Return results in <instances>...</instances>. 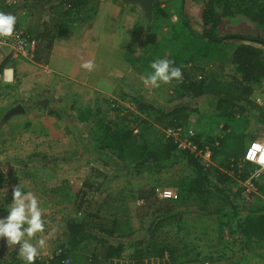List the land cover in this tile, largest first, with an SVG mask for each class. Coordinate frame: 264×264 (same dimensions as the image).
I'll return each mask as SVG.
<instances>
[{"label":"trees","instance_id":"16d2710c","mask_svg":"<svg viewBox=\"0 0 264 264\" xmlns=\"http://www.w3.org/2000/svg\"><path fill=\"white\" fill-rule=\"evenodd\" d=\"M39 1L32 0L15 10L0 11L17 12L26 8L37 14L35 7L40 4ZM194 1L203 3L202 33H198L192 25L186 0H181L180 27L171 22L161 1L157 0L153 5L152 20H147L142 28L137 27L135 30L139 33L142 31L143 36L135 35L133 38V42L139 44L138 49L141 46L152 51L151 61L164 58L166 54V58L182 67L183 80L173 81L181 101L172 106H161L136 96L133 98L135 110L126 108L116 122L103 125L95 142L82 138L81 152L92 153L115 173L141 175L183 168L189 175L183 176L178 182L177 197L158 207L147 227L137 231L121 210L110 217L87 211L84 206L85 191L90 190L92 185L85 180L75 203L79 211L86 212L80 219L67 221L66 241L51 256H41L36 264H67L76 253L93 247L98 248L101 254L92 251L87 264H124L122 259L126 246L134 248L126 264H181L196 260H181L178 247L159 235L165 227L179 225L183 216L190 212L185 208L190 202L197 203L194 211L218 219L220 233L226 216L245 212L239 224L240 232L248 241L264 242V200L255 192L247 193L246 188L239 183L249 178L250 169L257 168L255 163L245 159L249 148L247 131H240L228 122L236 116L247 115V111L255 105L251 96L256 86L264 80V39L251 35L221 34L219 30L224 17L237 14L244 15L264 28V0ZM87 4L88 0H58L53 7L59 12L54 14L51 11L52 15L48 16V21L53 24L50 26L44 21L46 24L41 30H29L38 41L47 40L46 49H50L54 39L68 34L70 24L78 21ZM231 40L239 42L231 59L238 76L223 82L214 75H196L193 64L213 58L221 46ZM205 97H211L216 102V124L213 123L216 126L220 124V130L214 134L197 126L192 139L201 148H211L215 165H205L190 150L180 148L174 139L165 137L158 127L191 125L192 114H199L193 104ZM73 103L66 101L60 107H47V111L58 117L65 114L70 117V111L83 109L73 107ZM255 106L258 107L257 104ZM85 111L78 113V119L92 125L94 114L88 115ZM223 120L227 122L222 123ZM136 127L139 128L138 132H135ZM65 157L64 160L68 159ZM103 176L108 179L107 174ZM7 183L0 172V185ZM214 195L221 197L222 204H212ZM6 214V209L0 208V215ZM0 264H23L17 258L16 247L9 249L0 242Z\"/></svg>","mask_w":264,"mask_h":264},{"label":"rangeland","instance_id":"374dc122","mask_svg":"<svg viewBox=\"0 0 264 264\" xmlns=\"http://www.w3.org/2000/svg\"><path fill=\"white\" fill-rule=\"evenodd\" d=\"M159 1L167 11L171 22L180 27L182 24L181 0ZM39 2L40 5L38 6H41V9L37 13H40V18L45 17V21L51 26L53 22L48 21V16L59 12L53 7L58 0H40ZM186 6L193 27L198 33H202L200 6H203V3L200 5V2L186 0ZM16 11L9 13L17 17V22L20 25L34 29L41 26L37 14L31 13L26 8ZM51 11L52 13H50ZM80 16L77 22L70 24V29H101L109 35L111 43L115 42V47H109L105 44L101 48L99 56L102 59L99 62V67L89 72L86 79L84 78L82 82L70 79L74 84V93L77 92V85L80 86L81 92L78 98L68 101L74 102L73 107L83 108L78 111L75 110V113L78 115V113L87 110L88 115L94 114L92 125H88L87 121L82 122L83 132L80 137L89 142H95L103 125L116 122L126 111V108H134L133 98L136 96L146 98L161 106H172L181 101L175 82L162 84L159 88H152L151 85L143 83V77L151 71L152 51H147L141 46L138 49L139 44L133 42L135 35L140 36L142 34L143 36L142 31L139 33L135 30L137 27L138 29L139 27L142 28L147 21V16L139 4L131 3L128 0H88V4ZM175 16L177 18L174 19ZM219 30L221 34L251 35L264 39V28H260L242 14L224 17ZM44 41L43 49L47 52L46 44L48 41ZM238 44L237 40H231L223 44L213 58L195 62L193 67H196V75H214L223 82L231 81L237 77L238 74H236L231 59ZM69 58L66 59V62L72 65L74 59ZM164 58H166V54ZM83 98V102H88L89 105H80V100ZM251 100L255 105L257 104V108L254 105L251 110L247 111V115L236 116L228 121L238 130L247 131L249 146L258 139H264V80L256 86ZM52 101L55 102L56 99L52 98ZM63 102L65 103L64 100H61V103ZM118 103L122 109H119ZM193 107L199 110V114L193 113L191 116L195 128L200 126L205 132L211 131L214 134L219 132L220 124L216 126L214 122L216 102L213 98H201L193 104ZM225 121L223 120L222 123ZM77 125L79 126V123ZM46 141L43 139V142ZM83 155H85L84 166L81 165L78 168L88 167L90 175L87 180L92 185L90 190L85 191L84 206L86 210L98 212L106 217H110L121 210L129 217L131 225L137 231L147 227L154 211L168 202V200L160 199L155 189L159 186L177 188L180 179L189 175L183 168L146 172L141 175L127 172L115 173L116 171L105 166L103 161L97 160L92 153H84ZM47 160L43 158V162L38 163L35 171L30 172L28 166L24 167V176H22L26 178V176L35 175L37 180L34 182V187L32 183L27 184L29 191L36 194L41 201L43 215L47 221L45 233L38 234V236L44 235L47 239V248L41 256H51L55 253L57 247L67 239V221L80 219L86 212L77 209L72 197L64 195L59 197L60 195L54 191L47 193L46 188L49 189L50 186H53L54 179L59 180L62 177V173L54 170V166L51 167V171L48 170ZM254 171L255 168L250 169L249 178L239 183L246 188L247 193L255 192L264 200V172L260 176H252ZM73 172L75 174V171ZM103 174H107L108 179ZM7 185H2L0 188L8 187ZM7 190L8 195L4 198L5 209L7 208L6 203L11 201V189L7 188ZM56 197L60 202L54 204L57 200ZM52 198L56 199L52 200ZM212 204L215 206L222 204L221 197L214 195ZM196 207L197 203H188L185 208L190 212L183 216L179 225L167 226L159 233L161 239L178 247L179 254L182 255L181 260L196 258V260L181 264H264V242L248 241L240 232L239 224L244 218L245 212L226 216L223 219V229L220 233L218 219L215 216H207L194 211ZM94 250L98 255L101 254L98 248L93 247L76 253L67 264H87L89 260L87 258ZM133 252V247L126 246L122 259L124 264L130 261Z\"/></svg>","mask_w":264,"mask_h":264},{"label":"crops","instance_id":"0c3cea01","mask_svg":"<svg viewBox=\"0 0 264 264\" xmlns=\"http://www.w3.org/2000/svg\"><path fill=\"white\" fill-rule=\"evenodd\" d=\"M40 7H35L37 12ZM200 7L201 19L203 6ZM37 15L41 26L36 27L34 31L41 30L44 24L48 23H44L45 17L40 18V13ZM44 42L38 41L36 50L29 58H16L10 54L8 48L0 46V68L5 73L4 78H0V172L9 182L6 184L8 187L4 188L11 189L13 185L21 182L24 189L29 191L27 183H32L34 187L37 179L34 174L23 178L24 167L28 166L30 172L35 171L38 163L43 162V158L48 159V170L51 171L54 166V170L62 173V177L59 180L54 179L50 190L46 188L47 193L54 191L59 197L69 196L75 201L83 182L90 175L88 167L78 168L84 166L85 155L81 152L80 134L83 132L82 122L86 121L78 119L75 110L68 111L70 117L66 114L58 117L49 114L47 107H60L64 102L59 103V100L66 102L78 98L81 93L80 86H76L77 92L74 93V84L70 79L79 82L86 79L89 71L81 67L82 63L92 60L95 62V68H98L102 59L99 56L101 48L105 44L115 47V42L111 43L109 35L101 29H70L65 37L54 39L47 52L43 49ZM69 57L74 59L72 65L66 62ZM9 70L10 78L7 77ZM50 97L56 101H52ZM44 99H49L47 106L38 104ZM83 101L84 98L80 100L81 106L89 105ZM17 108L22 110L12 113V110ZM43 139L47 141L43 142ZM33 156H37L35 159L40 161L35 160ZM65 156L68 159L64 160ZM72 171H75V174ZM2 185L4 184L0 187ZM58 200L57 198L54 204L60 202Z\"/></svg>","mask_w":264,"mask_h":264},{"label":"clouds","instance_id":"9594fccd","mask_svg":"<svg viewBox=\"0 0 264 264\" xmlns=\"http://www.w3.org/2000/svg\"><path fill=\"white\" fill-rule=\"evenodd\" d=\"M17 17L9 12L0 11V40L15 35ZM81 67L89 72L95 68V62L87 60ZM151 71L143 77V83L152 88H159L162 84L183 80V69L176 66L174 60L158 58L150 63ZM11 82V81H6ZM260 150V145H254ZM251 158V153L249 157ZM256 163L264 166V154ZM8 195L7 188H0V208L5 209L4 198ZM6 215H0V242L7 248L16 247L17 258L23 264H36L42 252L47 248V239L44 235L46 218L43 215L41 201L32 191H25L17 183L11 188V201L6 203Z\"/></svg>","mask_w":264,"mask_h":264},{"label":"built area","instance_id":"2783aa9c","mask_svg":"<svg viewBox=\"0 0 264 264\" xmlns=\"http://www.w3.org/2000/svg\"><path fill=\"white\" fill-rule=\"evenodd\" d=\"M30 1L32 0H0V10H15L16 8L22 7L25 3ZM0 46L8 48L10 54L16 58H29L38 46V39L28 27L20 25L17 22L15 26L14 37L0 40ZM4 75V70L0 68V78H4ZM119 103L118 105L120 107L121 105ZM131 109L135 110L132 107ZM158 127L165 137L174 139L180 148L190 150L197 157H199L205 165H215L211 148H201L193 141L192 138L196 133V128L192 123L191 125L179 127ZM138 130L139 128L136 127L135 132H138ZM254 145H260L261 149L255 150L253 148ZM250 153L251 158H248ZM262 154H264V139H258L249 146L248 152L245 156L246 160L257 165V168L255 169L252 176H260L264 172V166L256 163V160L260 159ZM155 191L157 196L162 200H172L178 195V189L175 187L159 186L155 189Z\"/></svg>","mask_w":264,"mask_h":264},{"label":"water","instance_id":"95a60500","mask_svg":"<svg viewBox=\"0 0 264 264\" xmlns=\"http://www.w3.org/2000/svg\"><path fill=\"white\" fill-rule=\"evenodd\" d=\"M128 1L131 3L139 4L143 8V10L147 16L148 22H150L152 20V18H153V5L157 0H128ZM48 102H49V99H44V100L39 101L38 104H40L41 106H47ZM21 110L22 109L17 108V109L12 110V113L17 112V111H21Z\"/></svg>","mask_w":264,"mask_h":264},{"label":"bare ground","instance_id":"6f19581e","mask_svg":"<svg viewBox=\"0 0 264 264\" xmlns=\"http://www.w3.org/2000/svg\"><path fill=\"white\" fill-rule=\"evenodd\" d=\"M7 74H8L7 77L10 78L11 77V71L10 70L7 71Z\"/></svg>","mask_w":264,"mask_h":264}]
</instances>
